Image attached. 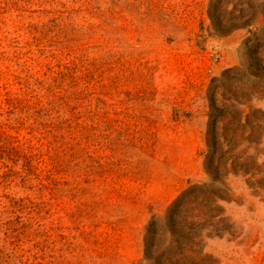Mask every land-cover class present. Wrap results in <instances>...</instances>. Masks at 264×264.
<instances>
[{
	"label": "rangeland",
	"instance_id": "obj_1",
	"mask_svg": "<svg viewBox=\"0 0 264 264\" xmlns=\"http://www.w3.org/2000/svg\"><path fill=\"white\" fill-rule=\"evenodd\" d=\"M263 1L0 0V150L15 135L3 128L7 96L22 95L26 80L60 81L66 36L49 20L75 5L79 87L88 86L93 110L80 147L94 157L77 174L79 191H39L22 157L18 166L8 162L10 171L0 154V264H23L17 236L27 229L15 213L25 221V206L42 220L44 264H145L152 217H165L189 185L211 184L212 101L226 107L227 129L240 111L250 117L226 137L241 144L250 171L229 175L227 220L200 244L202 264H264V77L251 59L254 52L264 69ZM254 10L252 29H214L213 16L225 22ZM29 201L41 202L40 214Z\"/></svg>",
	"mask_w": 264,
	"mask_h": 264
},
{
	"label": "trees",
	"instance_id": "obj_2",
	"mask_svg": "<svg viewBox=\"0 0 264 264\" xmlns=\"http://www.w3.org/2000/svg\"><path fill=\"white\" fill-rule=\"evenodd\" d=\"M248 5L250 9H254ZM262 6L264 7V1ZM78 8L75 5L68 6L65 11L53 13L49 20V28L54 26L66 36V42L63 43L65 46L61 48L59 58L62 69L56 73L57 77L60 76V81L40 82L35 85L26 80L22 95L9 94L6 98L10 118L3 128L11 129L15 135L11 134L14 141L9 143L8 147H1V162L6 168L9 167L10 171H14L13 168L10 169L12 166H9L8 162L18 166V159L22 157L25 167L23 170L37 180L39 191L47 190L48 187L57 191L64 189L63 187L73 192L79 191L81 183L77 180L79 176L77 174L80 169L89 168L88 161L94 158L87 144L80 147L84 142L83 130H89L93 126V110L88 86H84L83 89L79 87V65L75 48L77 19L80 13ZM261 14L264 16V12ZM259 15L255 10L250 13L240 12L225 22L221 16L216 15L212 17L213 26L221 34L237 29H252ZM84 27L88 28L87 25ZM253 53L251 52V59L258 71L257 76L264 77L262 74L264 69L259 66L257 55ZM211 105L212 111L216 112L214 117H217L210 125L209 147L213 161L207 165V170L210 173L211 184L189 185L169 206L165 217H152L146 228L145 264H202L203 249L200 244L204 238L218 236L221 232L219 224L227 220L223 203L229 201L231 195L229 175H236L238 171L249 174L247 162H243V156L237 154L241 144L234 143L232 138L226 137L230 133L235 135L238 129L249 125L250 117L244 116L243 111H240L235 123L233 122L227 129L222 125L224 122H221L227 115L226 107L219 108L214 101ZM92 137L88 134L86 139ZM43 148L46 151L51 150V154H43ZM79 159L86 161L84 167ZM262 179L264 183V176ZM26 199L29 200V197ZM18 200L22 202V199ZM14 202L16 204L17 201ZM29 202L38 207L36 212L40 214L41 202ZM21 208L26 209L28 218L23 221L21 216L15 213L17 223L27 229L17 236L20 244L16 252L23 253L18 255L19 261L23 264H32L30 261L32 258L34 264H44L43 249L36 239L45 233L40 222L42 220L34 219L35 216L32 215L35 210L32 206ZM160 222H163V225ZM21 236L34 246L25 249ZM198 249L200 251H197Z\"/></svg>",
	"mask_w": 264,
	"mask_h": 264
}]
</instances>
